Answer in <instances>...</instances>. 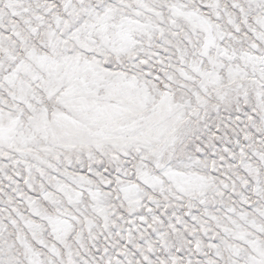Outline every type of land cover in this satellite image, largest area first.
I'll use <instances>...</instances> for the list:
<instances>
[{
	"label": "snow or ice",
	"instance_id": "obj_1",
	"mask_svg": "<svg viewBox=\"0 0 264 264\" xmlns=\"http://www.w3.org/2000/svg\"><path fill=\"white\" fill-rule=\"evenodd\" d=\"M0 264H264V0H0Z\"/></svg>",
	"mask_w": 264,
	"mask_h": 264
}]
</instances>
